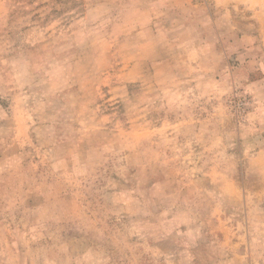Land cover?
Segmentation results:
<instances>
[{"label":"rangeland","instance_id":"374dc122","mask_svg":"<svg viewBox=\"0 0 264 264\" xmlns=\"http://www.w3.org/2000/svg\"><path fill=\"white\" fill-rule=\"evenodd\" d=\"M0 264H264V0H0Z\"/></svg>","mask_w":264,"mask_h":264}]
</instances>
